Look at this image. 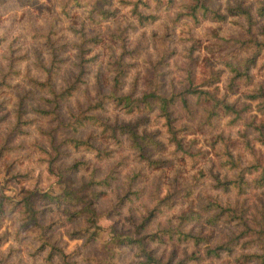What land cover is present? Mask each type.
<instances>
[{
  "label": "rangeland",
  "instance_id": "374dc122",
  "mask_svg": "<svg viewBox=\"0 0 264 264\" xmlns=\"http://www.w3.org/2000/svg\"><path fill=\"white\" fill-rule=\"evenodd\" d=\"M92 1L84 0V5L80 2V7L73 8L68 16L59 11L61 0H0V35H3L0 41V192L18 199L28 190H51L58 193L65 181L76 189L82 182H92L87 189L80 191L82 200L75 206L69 201L56 204L46 203L43 198L38 199L39 208L44 206L40 216L43 223L49 224V237L61 247V251L53 250L49 253L47 249L38 250L39 240L24 226L27 216L23 218L16 207L12 210L8 207L10 210L0 217V256H5V260L11 263L94 264V258H99L108 251L106 242L112 226L118 230L130 231L131 219L138 221L140 214H145L152 207L157 196L174 188L169 183L171 175L178 177L176 188L189 187L192 193L183 200L178 198L173 209L159 212L143 231L154 230L157 224H165L172 212L187 206L191 196L197 198L196 207L209 195L219 194L223 200L232 201L235 191H224L221 187H216L214 175H233L232 169L222 167L219 158L222 154L227 157V152H231L239 154L245 160L250 154L245 140L253 147L254 154L264 161V143L257 139L259 132L264 136V110L257 99H250L246 95L260 82L264 83V48L250 69V79L246 81L243 76L235 91L227 93L229 72L222 58L227 59L239 43L214 36V29L219 27V36L244 39L251 35L264 39V17L256 18L257 22L247 30L242 17L236 18V22L231 20L232 17L217 22L205 16L194 23L184 15L173 20L180 9L175 6L157 11L158 17L154 21L138 24L135 18L128 15L126 7L117 5L112 0L105 7L113 9L114 14L109 19L98 16V21H92L85 11ZM236 1H241L243 5L256 3V0H209V3L218 6L222 11L227 2L233 4ZM56 15L59 17L54 20ZM73 28L83 30V37ZM113 30L122 37L116 38L111 46L117 52L116 45H123L122 49L119 48L122 52L121 61L127 68L121 85L122 91L133 89L134 93H140L146 87L145 78L151 61V67L155 63L156 71H162L160 79L163 78L167 84L172 82L176 88L186 85L188 78L193 83H199L215 73L219 80L214 85L202 87L215 89L214 86H217L218 96L224 93L228 102H234L237 108L245 107L244 110L242 109L240 116L235 117L232 112L215 108L211 115L207 111L208 105L195 96L189 97V110L183 109L180 102L175 103L174 126L178 129L182 146L191 151L192 155L168 142V133L156 110L127 114L107 106L105 111H97L102 118L110 121L136 123L139 133L153 134L161 140L163 145L160 150L148 147L147 151L151 153V157L169 160L164 169L148 168L129 142L119 146L105 138L101 127L92 125L82 127L75 135L83 137L88 133L92 134L91 141L100 151L96 147L74 148L68 142H62L57 146V151L53 150L47 131L54 129L55 123L50 117L39 113L42 108L49 110L52 103L46 101L48 93L30 79L33 76L44 79L33 62L34 54L47 57L44 40L45 32L50 31V38L61 46L59 55L64 58L56 74L58 78L55 87L60 88L73 80L79 69L76 64L79 62L76 56L79 51L77 43L80 40L83 42L80 44L85 58H90L95 53L93 61L87 59L84 63L87 71L85 83L73 89L71 95L60 101L59 115L62 119H67L71 111L84 108L95 100L97 89L102 88L101 84L95 82L94 74L98 68L102 69L103 75L105 73L103 60L106 59L108 50L107 36ZM93 34L97 36L95 42L91 41ZM244 54H250V50L245 52L242 48L239 49L236 58ZM160 56L161 60L158 61ZM102 89L105 92L108 90L105 81ZM207 115H211V118H207ZM60 140L61 137L57 134L53 143ZM95 153L98 155L95 156ZM53 155L51 171L48 169V160ZM74 163L76 166L71 168ZM110 167L114 168L116 175L111 184L104 187L96 179L105 175ZM66 168L70 171L67 170L64 176H59L58 170ZM136 170H140L143 176L135 178L130 189L141 188L140 195L130 193L126 197L129 199L117 208L118 213L107 215L106 211L115 202L116 194H122L128 188L126 184L129 179L126 174ZM90 192L99 193L94 197ZM239 194V201H244L245 195L250 197L249 203L245 201L246 206H249L246 214L250 224L222 220L217 224H210L201 219L182 225L184 230L208 235L212 244L219 241L231 244L233 248L230 254L223 253L219 258L208 256L203 242L192 241L181 242L174 249L167 243H151V247L155 248L154 253L161 254L164 258L169 257L171 264L256 263L246 260L245 257L247 253L259 250L260 241L257 238L264 234L258 235L261 228L264 230V186L253 189L250 193ZM85 204L91 205L100 215L96 227H92L98 235L89 242L86 241L88 233L83 229L88 223V214L82 210ZM76 210L81 211L75 213ZM208 212L209 210L204 213V218ZM75 230L79 234H69ZM171 251L173 255L170 254ZM121 254L120 262L140 264L141 258L136 255L135 249ZM235 255H242L244 259L241 258L239 263L233 260Z\"/></svg>",
  "mask_w": 264,
  "mask_h": 264
},
{
  "label": "trees",
  "instance_id": "16d2710c",
  "mask_svg": "<svg viewBox=\"0 0 264 264\" xmlns=\"http://www.w3.org/2000/svg\"><path fill=\"white\" fill-rule=\"evenodd\" d=\"M115 1L117 5L126 7L128 15L133 17V19L135 18L138 24L154 21L158 17L157 11H160L161 9L167 10L175 6L180 9L177 11L173 20H176L178 16L184 15L185 17L192 19L194 23L199 22L200 19L205 16H208L217 22H223L226 18L232 17L233 19L231 18V20L236 22V18L242 17L246 22L247 30H250L251 26L257 22V20H255L256 18L264 17V0H256L255 5L251 3L243 5L241 1H236L233 4L227 2L222 11L218 6L209 3V0ZM80 2H83L81 5H84V0H61L59 11L69 16L73 8L77 9L76 7H80ZM111 3L112 0H93L90 2L89 8L85 10L87 12V17L92 21H98V16L103 17L104 19H109V17L114 14V10L105 7V4ZM58 17V15L54 16V20L58 19ZM73 29L74 31H79L78 35L83 37V30L78 28ZM116 29H118V27ZM50 35V31L45 32L46 38L44 40V45L46 47L45 51L47 52V57L44 58L40 54L35 53L33 60L34 64L38 66V69L43 74L44 79H40V77L37 76L30 77V79L34 84L43 88L45 92L48 93L49 97L46 98V101L52 103L49 110H43L42 108L39 110V113L43 116L50 117L55 123L54 129L50 128L47 131L48 141L51 143L52 148L55 151H57V146L62 142L71 143L74 148L86 146L87 148L92 149L93 147H96L97 151H100V149L91 141V138L93 137L92 134L88 133L83 137L75 135V133H77L82 127L92 125L95 127H101V131L105 132V138L112 140L119 146L125 145L126 141L129 142L130 146L137 151L139 159L148 168L164 169V166L169 163V160L164 159L163 157H151V153L147 151L148 147L160 150L163 145L161 140L155 138L153 134L146 135L139 133L136 129V123L110 121L102 118L97 111H105L107 106H110L114 110L123 111L127 114L136 111L151 112V110H156L157 116L163 120L162 125L168 133V142L173 143L175 147L182 149L185 153L192 155L191 151L182 146L181 137L178 136V129L174 126L175 116L173 115V106L175 103L180 102L183 109L189 110V97L195 96L198 99H202L204 103L208 105L207 111L209 114H213V109L220 108L225 112L234 113L235 117L240 116L242 109L244 110L245 108H237L234 105V102H228L224 93L218 96L217 86H214L215 89L202 87L203 85H214L216 81L219 80V77L215 73H212L209 79L203 80L199 83H193V80L188 78L186 85L182 86V88H176L172 82L167 84L163 78L160 79L162 71H156L155 63H153V66L151 67V61L150 67L147 71L148 74L145 78L146 87L140 93H134L133 89L122 91L121 85L124 82L123 79L125 78L127 68L125 63L121 61L122 52L119 48L122 49L123 45H116V48L118 49L117 52L115 51V47L111 46V43H113L116 38H119V36L122 37L119 32H114L113 30V32L107 36L109 38L107 43L108 50L106 52L107 55L105 56L106 59L103 60V63L105 64V73L103 75L102 69L98 68L94 74L95 82L101 84L102 88L104 81L108 85L107 92L102 88H98L95 100L91 101L84 108L71 111L67 119H62L58 112L60 101L66 96L71 95L73 89L76 87L78 88L82 83H85V75L87 71L84 68V63L87 59H92L90 61H93L95 59V53L93 56H90V58H85L83 56L84 49L80 44L83 42L80 40V42L77 43L79 51L76 52V56L79 58V62L76 64L79 69L75 73V76H73V80L67 82L60 88H56V78H58L56 76L58 73L57 70L64 58L59 55L61 46L56 44L55 41L50 38ZM214 36H218L225 41L232 40L239 43L238 47L232 51L231 55L227 56V59H225V57L222 58L229 72L226 92L235 91L243 76H245L246 81L250 79V69L256 62L258 56L262 54L264 39L256 36L253 37L251 35L244 39L219 36V27L214 29ZM2 39L3 35H0V41ZM96 40L97 36L93 34L91 41L95 42ZM241 48L245 52L250 50V54H244V56L236 58V53ZM169 53H171V51ZM159 60H161V56L158 61ZM262 64H264V61ZM164 73L165 72H163V75ZM246 95L250 99H257L258 104L262 107V110H264L263 82H260L257 86L252 88ZM211 115H207V118H211ZM262 125L264 124L262 123ZM257 129H259L258 126ZM55 131H57V134L61 137L60 142L57 141V143H53L57 135ZM65 134H67V136H65ZM257 139L261 143H264V136L260 132L258 133ZM245 146L249 149L250 153L245 160H243L239 154L235 155L231 152H227V157H225V154H222L221 158L218 157L222 167H226L227 170L232 169L233 175L230 177H220L218 174H215L214 185L216 187H221L224 191H229V189L235 191L232 201L231 199L223 200L219 194H215L207 196L205 201H202L201 204L199 202L200 206L198 204L196 207L195 200H197V198L194 199L193 196H191V200L187 203V206L177 212H172V216L166 220L165 224H157L154 230L143 231L144 228L150 225L151 220L159 212L164 213L173 209L178 198L183 200L185 199L184 197L192 193V189L189 187L186 189H184L185 187L176 188L178 177L173 174L171 175L169 183L174 188L172 190H166L161 196H157L152 207L147 210L145 214H140V219L138 221L134 222L131 219L132 228L130 231L118 230L112 226L110 230L111 234L106 242V248L108 251L103 256L94 258V264H127V262H120L119 258L122 255L121 253H126L127 250L130 249H135L136 255L141 258L139 261L140 264H171L169 257L164 258L161 254L157 255L154 253L155 248L151 247V243H167L172 246V249H174L175 246L181 242H203L205 248L204 251L208 256L219 258L223 253L230 254L233 248L231 244L220 241L212 244L209 242L208 235L184 230L182 225L186 222L199 221L201 219H204L210 224H217L220 220H222V222L236 221L237 223H243L245 225L250 224L247 218L248 214H246L249 206L247 207L245 204V201L249 203L250 197L245 195V197H243L244 201H239L240 199H238L237 196L239 193H250L251 190L264 186V161L254 154L253 147L246 140ZM94 155L97 156L98 154L95 153ZM53 159L54 155L48 160V169L51 171H53L51 165ZM75 166L76 163H74L71 168H74ZM67 170L70 171L69 168L59 169V176H64V173H66ZM115 175L116 172L114 168L110 167L107 173L96 179V181L102 186L108 187L111 184L113 177L115 178ZM141 175L143 176L140 170L126 174L127 179H129L126 184L128 188L122 194H116L115 202L111 208L106 211L107 215L118 213L117 208L121 206L124 201L129 199L126 197L130 193L140 195L142 191L141 188H134V190H131L130 187H133V181L135 178H138ZM91 176H94V174ZM90 184H92L91 181L88 183L82 182V185L76 189L70 187L65 181L63 182L64 186L58 193H54L51 190L40 192L28 190L18 199H13L0 192V217L10 210L8 209L9 206L11 210L16 207L15 209L22 214L23 218L27 216V219L24 221V226H26L28 232L32 233L33 236L39 240L38 250L47 249L49 253L53 250L55 252L61 251V247H58L49 237V224L43 223L40 216V213L43 212L44 206L42 209L39 208L40 204L38 199L43 198V201H46V203L50 202L56 204L62 201H69L75 206L78 201L82 200L80 191L87 189L86 187ZM98 193L99 192H90L89 194L97 197ZM162 207L166 210L163 211ZM82 210H85L88 214L86 218L88 223L83 229L84 232L88 233L86 241L89 242L90 240H94L98 235L94 228L96 227L100 215L89 204H85L84 207H82ZM207 210H209L208 215L204 218L203 215ZM79 211L81 210H76L75 213H78ZM262 219L264 221V218ZM76 233L79 234L78 230L72 231L69 234L75 235ZM261 233H264L262 228L258 232V235ZM257 240L260 241L259 250L247 253L245 259L256 261L254 264H264V234L257 238ZM170 254L173 255V251H171ZM191 257L194 256L191 255ZM243 257L244 256L242 255H235L233 260L239 261L240 263L242 260L241 258ZM0 264L18 263L8 262L5 260V256H0Z\"/></svg>",
  "mask_w": 264,
  "mask_h": 264
}]
</instances>
